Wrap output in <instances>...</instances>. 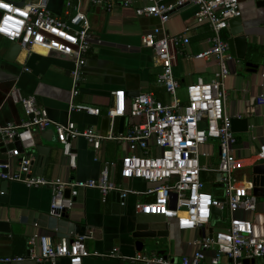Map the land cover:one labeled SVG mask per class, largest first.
<instances>
[{"label":"built area","instance_id":"2783aa9c","mask_svg":"<svg viewBox=\"0 0 264 264\" xmlns=\"http://www.w3.org/2000/svg\"><path fill=\"white\" fill-rule=\"evenodd\" d=\"M81 1L66 3V19L54 16L48 8V0H27L19 7L13 0H0V37L19 44L27 55L57 54L72 62L70 112H82L88 116H99L100 110L74 103L78 86L83 81V69L87 54L94 41L89 20L82 9ZM184 1L196 8L195 21L211 31L209 44L193 58L214 59L218 70L214 79L205 82L198 78L186 88L187 103L180 104L176 98L179 86L173 75L169 45L176 49L189 43L184 34L167 35L156 27L141 37L143 47L151 49L158 68L156 82L172 98L170 104H163L151 93H140L129 104L125 92L115 91L112 104L107 108L108 119L128 115L130 119L141 120L131 123L126 135L102 136L94 131H79L72 121L61 123L52 120L47 110L38 105L33 97L22 96L14 86L8 96L20 105L25 119L19 124L0 127V144L5 159L0 161V182L19 183L28 189L47 188L52 198L49 213L61 217L70 210L80 190H97L105 202L110 194L118 196L120 207L127 198L138 192L128 188V180L139 179L151 185L143 194L151 196L147 202L135 204L136 215H159L165 221H172L178 231H195L210 226L211 210H226L230 214L228 225L212 237L208 233L191 242L195 247L189 256L173 261L159 254H134L121 256L117 249L106 255L142 264H256L264 258V210H258L257 198L252 194L249 183L240 182L235 172L242 167L233 153L236 138L231 128V117L225 111L227 100L225 80L229 75L228 44L222 32L229 28V21L241 16L238 0H179L167 4L163 0H151L150 4L134 9L136 16L158 18L164 25L178 5ZM262 2L264 0H253ZM96 8L112 12L115 0H88ZM128 7L130 1H121ZM257 105H264V96L256 99ZM128 105V106H127ZM53 128L63 156L75 168L76 153L71 141L84 138L98 151L102 141L124 142L130 152L121 161L120 180L114 182L108 177L105 166L97 179L50 180L34 171V132ZM208 140L219 144V162L215 171L219 174L222 196L215 198L205 189L201 172L207 170L199 163L200 149ZM19 143L22 149L14 144ZM155 149L157 153L151 154ZM140 154H139V153ZM96 159V158H95ZM256 161H264V139L256 154ZM15 160V165L12 164ZM97 160V159H96ZM209 170V169H208ZM2 195V192H0ZM235 213H241L236 216ZM29 254L0 258V264L21 263L31 260L37 264H58L66 259L68 264H83L92 256L84 244V237L62 238L54 242L50 236L34 234L27 241ZM209 254V256H208ZM247 262V263H245Z\"/></svg>","mask_w":264,"mask_h":264},{"label":"crops","instance_id":"0c3cea01","mask_svg":"<svg viewBox=\"0 0 264 264\" xmlns=\"http://www.w3.org/2000/svg\"><path fill=\"white\" fill-rule=\"evenodd\" d=\"M67 1L48 0V8L54 16L66 19ZM121 1L124 0H115V6L110 13L104 8L92 6L88 0L80 3L89 20L94 41L87 54L83 81L78 86L79 93L73 101L78 105L98 108L99 116L70 112V59L57 54L27 55L20 49L12 62H6L9 45L4 46L0 39V127L16 125L25 119L20 105L13 103L8 96L10 90L16 86L22 96L33 97L38 105L44 107L54 121H72L81 132L91 130L102 136L126 135L130 124L141 120H133L125 115L122 130L114 131L113 121L106 115L107 108L112 104L113 92L123 91L130 94L126 97L127 104L137 93H151L163 104H170L172 101L164 88L156 82L158 68L152 50L141 44V37L156 27L162 28L167 35L184 34L189 40L180 49L169 45L173 75L179 84L176 98L180 104L187 103L188 85L195 83L198 78L205 82L214 79L218 70L217 62L214 59L193 58L207 48L211 31L205 25L196 24V8L192 4L184 1L178 5L169 20L162 25L158 18L135 15V8L146 6L151 0H127L130 1L128 7H123ZM178 1L163 0L167 4ZM77 2L78 0H73L74 5ZM238 2L241 11L239 27L246 39V49L244 59L241 60L236 57L239 48L232 44L234 56H231L228 46L227 54L232 60L227 64L230 73L225 80V111L231 117V128L236 138L233 153L242 165L235 175L240 182L247 183L253 166L259 162L256 161V154L264 139V105L256 104V99L264 96V10L259 2L253 0ZM222 38L228 44V40L232 38L230 28L222 32ZM53 133L54 130L34 132L36 146L32 154L35 157L34 171L37 175L61 181L95 180L107 166L109 179L119 181L117 177L121 161L130 153L126 143L104 140L100 149L94 151L84 138H76L71 141L72 150L76 153V166L72 169ZM150 153L155 154L157 151L153 149ZM4 159V148L0 144V161ZM218 162L219 144L216 140H208L200 149L199 163L207 169L201 172L200 177L206 191L215 198L222 196V185L219 174L210 170H215ZM15 163L12 160V164ZM127 186L138 193L129 195L124 207L119 206L117 195L110 194L103 202L97 190L86 189L79 191L73 207L68 210V221L86 227L87 237H84V244L92 256L85 258L83 264H142L107 257L114 249L121 256L159 254L179 261L194 252L195 247L191 242L202 239L208 233V228L217 232L228 225L230 214L227 212H224L220 221L214 224L211 222L209 227L202 230L178 231L174 222L165 221L168 237L156 241L145 240L142 251H136V239L132 237L137 223L135 204L151 200V196L143 194L151 185L135 179L131 184L127 182ZM6 195V201L0 202V258L26 257L30 250L27 241L34 234L47 235L54 242L58 241L52 233L40 229L37 231L34 225L22 223L23 210L49 212L52 198L49 189H28L19 183H9ZM257 205L258 210L263 211L264 198H257ZM234 215L239 216L241 213ZM14 264L37 263L25 260ZM58 264H68V261L61 259ZM222 264H227V261L224 259ZM256 264H264V258L257 260Z\"/></svg>","mask_w":264,"mask_h":264},{"label":"water","instance_id":"95a60500","mask_svg":"<svg viewBox=\"0 0 264 264\" xmlns=\"http://www.w3.org/2000/svg\"><path fill=\"white\" fill-rule=\"evenodd\" d=\"M27 0H17L14 2L15 5L21 7L24 2ZM34 1V0H31ZM261 6H263L262 2H259ZM241 18H234L229 21V28L231 29L232 38L228 40V46L230 48V55L234 56L232 53V44L237 46V58L243 60L244 52L246 46V39L243 35V30L241 27ZM0 39L4 42V46H8L7 57L5 58L6 62H12L13 57L20 51L19 44L15 42H9L6 39L0 37ZM249 67H253L251 64H247ZM255 67V66H254ZM0 71V80L1 74ZM137 93L136 95H138ZM130 94H125V97H128ZM125 117H116L113 120L114 131L117 129L122 130L123 123ZM53 132L52 129H46V131ZM54 134V133H53ZM16 148L19 149L20 153H22L21 146L19 143L14 144ZM128 183L131 184V180H128ZM247 183H249L252 187V194L256 198H264V161L256 163L253 168L250 177L247 179ZM8 186L7 182H2L0 187V202H5L7 199L6 188ZM224 212L226 210H219L216 208H212L211 210V221L212 224L218 222L223 217ZM68 211H64L61 217H56L55 215H51L48 213H40L32 210H23L22 212V223L31 225L38 229L46 231L48 233H52L58 240L62 238H73V237H87L86 235V227L78 226L72 221H68ZM26 217V218H25ZM136 229L132 234V237L136 239L134 246L136 251H142L145 247L144 241H153L157 239L167 238L168 237V229L167 223L162 216L159 215H137L136 217ZM213 228H208V235L212 237ZM39 233V232H38ZM41 235V234H40ZM247 263V262H245Z\"/></svg>","mask_w":264,"mask_h":264},{"label":"trees","instance_id":"16d2710c","mask_svg":"<svg viewBox=\"0 0 264 264\" xmlns=\"http://www.w3.org/2000/svg\"><path fill=\"white\" fill-rule=\"evenodd\" d=\"M128 106V105H127ZM120 173V172H119ZM118 180H120V175L118 174V177H117Z\"/></svg>","mask_w":264,"mask_h":264},{"label":"rangeland","instance_id":"374dc122","mask_svg":"<svg viewBox=\"0 0 264 264\" xmlns=\"http://www.w3.org/2000/svg\"><path fill=\"white\" fill-rule=\"evenodd\" d=\"M13 1H17V0H13Z\"/></svg>","mask_w":264,"mask_h":264}]
</instances>
